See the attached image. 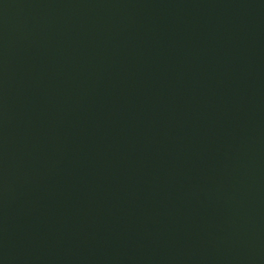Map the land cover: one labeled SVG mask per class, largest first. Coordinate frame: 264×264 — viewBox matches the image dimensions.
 <instances>
[{
	"label": "water",
	"instance_id": "obj_1",
	"mask_svg": "<svg viewBox=\"0 0 264 264\" xmlns=\"http://www.w3.org/2000/svg\"><path fill=\"white\" fill-rule=\"evenodd\" d=\"M0 264H264V0H0Z\"/></svg>",
	"mask_w": 264,
	"mask_h": 264
}]
</instances>
